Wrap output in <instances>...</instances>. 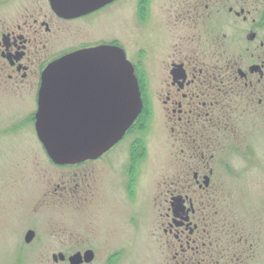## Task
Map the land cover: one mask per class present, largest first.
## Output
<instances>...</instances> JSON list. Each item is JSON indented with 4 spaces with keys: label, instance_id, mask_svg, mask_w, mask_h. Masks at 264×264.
<instances>
[{
    "label": "flooded vegetation",
    "instance_id": "obj_1",
    "mask_svg": "<svg viewBox=\"0 0 264 264\" xmlns=\"http://www.w3.org/2000/svg\"><path fill=\"white\" fill-rule=\"evenodd\" d=\"M8 1H0V95L31 109L42 145L36 114L50 63L108 44L121 47L134 66L143 106L122 138L94 158L51 160L88 164L62 175L57 187L64 203L80 202L90 181L115 165L121 170L110 177L119 173L116 182L126 193L146 152L145 111L151 118L156 112L143 83L145 61L122 44L94 43L81 25L119 0L73 17L58 14L49 0L19 3L16 12L3 8ZM129 1L138 30L146 27V43L159 50L153 54L158 72L149 81L162 109L158 124L168 128L172 168L154 186L147 213L139 206L117 230L133 245L146 232L152 264H264V0ZM69 39L75 46L52 48Z\"/></svg>",
    "mask_w": 264,
    "mask_h": 264
},
{
    "label": "rangeland",
    "instance_id": "obj_2",
    "mask_svg": "<svg viewBox=\"0 0 264 264\" xmlns=\"http://www.w3.org/2000/svg\"><path fill=\"white\" fill-rule=\"evenodd\" d=\"M29 1L9 0L3 8L11 7L10 11L16 12L19 3ZM132 7L133 1L131 4L129 0H119L81 25L90 30L89 39L94 43L122 44L131 57L145 61L141 65L143 83L156 112L153 118L150 109L144 114L146 152L138 172L129 180L124 193L116 182L119 173L110 177V173L121 170L115 165L100 172V181H90L86 197L80 202L64 203L57 187L62 175L78 168L84 170L88 164L74 167L53 163L37 139L31 109L22 100L13 101L0 95V264H70L69 256L87 249H93L95 256L86 264H152L146 232L144 239L133 245L116 225L125 223L127 215L139 206L147 213L154 186L172 168L168 128L165 122L158 124L162 109L153 93L154 83L149 81L152 73L158 72L153 54L159 50L157 45L146 43L149 30L146 27H142L144 33L138 30L140 19ZM76 43L72 39L62 44L54 41L52 48L62 49ZM29 230L35 234L27 242ZM59 253H64L66 260L55 261L53 255Z\"/></svg>",
    "mask_w": 264,
    "mask_h": 264
},
{
    "label": "water",
    "instance_id": "obj_3",
    "mask_svg": "<svg viewBox=\"0 0 264 264\" xmlns=\"http://www.w3.org/2000/svg\"><path fill=\"white\" fill-rule=\"evenodd\" d=\"M60 15L73 17L113 0H49ZM92 100L83 107L84 100ZM138 77L124 50L98 45L71 52L43 72L36 130L49 157L57 164L94 158L122 138L142 109ZM29 230L26 241L34 236ZM55 261L65 260L63 253ZM94 259L92 250L69 257L70 264Z\"/></svg>",
    "mask_w": 264,
    "mask_h": 264
}]
</instances>
